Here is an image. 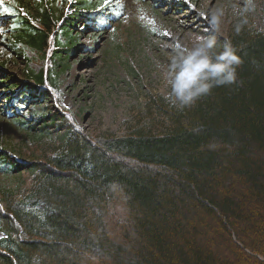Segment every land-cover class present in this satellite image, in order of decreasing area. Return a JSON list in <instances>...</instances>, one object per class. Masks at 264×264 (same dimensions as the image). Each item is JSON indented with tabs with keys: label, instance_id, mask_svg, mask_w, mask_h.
<instances>
[{
	"label": "trees",
	"instance_id": "obj_1",
	"mask_svg": "<svg viewBox=\"0 0 264 264\" xmlns=\"http://www.w3.org/2000/svg\"><path fill=\"white\" fill-rule=\"evenodd\" d=\"M3 3L10 50L47 58L20 84L0 70L15 93L2 113L13 116L19 93L57 87L77 25L101 27L115 12L104 0H72L64 13L56 0L34 11L27 0ZM206 57L204 73L184 78L180 105L153 98L161 120L137 119L119 136L89 137L60 101V114L16 118L33 147L18 159L0 150V163L28 174L0 191V264H264V31L214 37Z\"/></svg>",
	"mask_w": 264,
	"mask_h": 264
},
{
	"label": "rangeland",
	"instance_id": "obj_2",
	"mask_svg": "<svg viewBox=\"0 0 264 264\" xmlns=\"http://www.w3.org/2000/svg\"><path fill=\"white\" fill-rule=\"evenodd\" d=\"M3 1L0 62L3 73L20 84L26 82L28 69L37 72L45 68L47 58L28 47L22 49L20 57L10 50L11 18ZM27 1L34 11L39 0ZM70 1L56 0L55 5L64 13L70 9ZM110 1L116 16H105L104 26L97 28L81 21L73 30L78 47L69 56L68 67L59 72L56 88L43 87L42 96L35 93L31 98L19 93L7 104L11 116L3 114L1 106L15 93L0 86L1 151L15 159L28 153L27 148L33 147V134L17 124L16 118L33 121L46 111L60 114L59 101L89 137L122 135L137 119L141 123L148 117L160 121L151 100L163 98L172 105L184 101L188 90L182 84L187 75L181 73L185 69L195 71L196 64L207 62L209 40L231 34L236 28L264 31V0ZM21 91L27 92L26 88ZM50 136L57 133L50 132ZM40 149H36V155ZM27 176L0 163V191L16 188ZM3 236L0 228V238Z\"/></svg>",
	"mask_w": 264,
	"mask_h": 264
},
{
	"label": "snow or ice",
	"instance_id": "obj_3",
	"mask_svg": "<svg viewBox=\"0 0 264 264\" xmlns=\"http://www.w3.org/2000/svg\"><path fill=\"white\" fill-rule=\"evenodd\" d=\"M104 3L105 4L109 3V0H104ZM229 56H230L231 60H233V61L236 60V57L235 56H231L230 53H226L225 56H221L220 59L223 60V59H225L226 57H229ZM207 67H208L207 63L204 62V61H201L199 64L195 65V71H189L188 69H185V71L181 73V76L187 75L189 80H195L196 76H197V73H199L200 71H202L203 69H205ZM213 71L214 72L221 71V66L220 65H216L215 68L213 69ZM184 86L187 87V85H184Z\"/></svg>",
	"mask_w": 264,
	"mask_h": 264
}]
</instances>
